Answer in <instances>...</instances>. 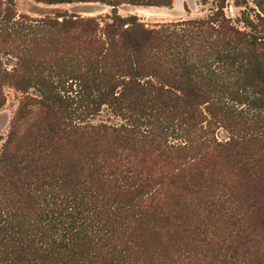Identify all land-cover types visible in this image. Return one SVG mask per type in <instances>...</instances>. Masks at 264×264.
I'll use <instances>...</instances> for the list:
<instances>
[{
	"label": "trees",
	"instance_id": "16d2710c",
	"mask_svg": "<svg viewBox=\"0 0 264 264\" xmlns=\"http://www.w3.org/2000/svg\"><path fill=\"white\" fill-rule=\"evenodd\" d=\"M34 1L50 6L103 3L112 8V23L101 30L96 19L77 15L17 19L10 6L13 0H0V20L13 25L4 33L0 29V36L10 42L39 34L50 43L68 33L89 73L91 82L84 74L78 78L83 92H88L94 109L108 106L122 123L72 128L62 122L30 132L25 149L16 145L0 156V181L15 176L25 180L27 169L50 146L62 145L67 132L97 146L86 156L88 171L71 183L61 182L72 206L49 220V229L56 233L18 236L14 231L12 247L25 254L27 264H63L65 259V264H94V254L78 252L74 244L79 237L94 236L93 231L103 241L110 239L103 217L108 220L115 213L105 208L99 194L110 182L118 193L133 199L151 194L149 199L156 201L162 194L174 200L169 214L160 215L174 218L193 237L196 249L185 256L200 258V264H236L246 258H252L251 264H264V0H254L253 15L243 13L242 28L220 11L205 21L150 30L136 16L121 17L117 9L169 7L172 0ZM15 78L18 87L21 79L28 80L25 74L20 81ZM220 130L225 139L218 138ZM102 143L108 147L102 149ZM137 156L156 158L163 165L159 172L144 173ZM216 167L225 174L208 185L207 172ZM28 183L23 182L26 190ZM27 197L32 199L31 194ZM87 197L99 200V207H91ZM140 205L132 208H145ZM15 253L0 255V264H16ZM111 255L108 264L122 262L115 243Z\"/></svg>",
	"mask_w": 264,
	"mask_h": 264
},
{
	"label": "rangeland",
	"instance_id": "374dc122",
	"mask_svg": "<svg viewBox=\"0 0 264 264\" xmlns=\"http://www.w3.org/2000/svg\"><path fill=\"white\" fill-rule=\"evenodd\" d=\"M3 2L9 4L8 0ZM10 6L17 12V19L21 16L41 19L55 17L57 14L64 17L77 15L96 19L101 30L112 23L113 19L112 8L103 3L50 6L34 0H13ZM251 9H256L254 0H172L169 7L123 5L117 11L123 18L136 16L138 22L150 30L189 20L205 21L220 11L242 28L239 21L244 12L253 15ZM11 27L13 25H6L0 20L3 33ZM81 55L76 42L68 37V33L50 43L42 40L39 34H33L23 41L13 39L10 42L4 40L3 34L0 36V101L3 103L0 108V156L16 145L25 149L30 142V132L37 134L38 131L62 122L72 128L122 123L121 118L108 106H102L100 111L92 107L88 92H83V82H80L81 78L78 79L80 74H84L86 77L83 79L91 82L87 69L81 65L84 64ZM23 74L28 76L26 83L22 79L20 81L19 76ZM15 76L14 80L20 81L19 87L13 82ZM41 78L47 79L49 85L43 83ZM86 86L90 88L92 84L86 83ZM217 135L220 140L227 136L223 130L217 131ZM63 137L62 145L58 143L54 147L50 146L43 151L42 158L39 157L33 167L27 169L28 178L23 180L15 176V179L0 181V255L4 253L3 257H6L16 251V264H27L28 258L12 247V233L18 232L20 236L46 231L45 236L52 237L51 234L56 233V230L49 229V225H53L49 220L51 217L57 218L66 211V207L72 206L70 193L62 191L66 189L61 182L65 180L71 183L74 178L85 174L89 169L86 156L97 148L92 140L76 137L72 132H67ZM101 147L106 149L107 143H102ZM136 162L144 173L154 169L159 172L163 165L153 157L137 156ZM224 174L221 168L211 169L207 172V184L212 185L220 179L218 176ZM23 182H29L27 190ZM150 190L147 189V192ZM167 190L172 192L170 188ZM28 194H31L32 199L27 197ZM99 194L104 197L105 208L115 213L108 220L103 217L110 239L103 241L100 235L90 231L94 236L70 240L72 243L78 239L74 244L78 252L90 250L95 256L94 264H108L112 261V243L118 246L123 256L120 264H161L162 260L166 264H200V258L185 256L196 249L193 237L174 218L166 219L160 215L169 214L168 210H172L174 200L162 194L158 198L155 196L156 201L149 199L151 194L147 198L133 199L118 193L110 182L102 187ZM86 202L91 207H99V200L96 202L87 197ZM137 202H141L145 208H132ZM252 261V258L240 259L236 264H251ZM66 262L68 259L62 263Z\"/></svg>",
	"mask_w": 264,
	"mask_h": 264
}]
</instances>
